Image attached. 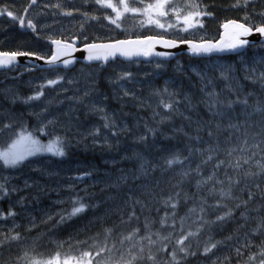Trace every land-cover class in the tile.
<instances>
[{
    "label": "rangeland",
    "instance_id": "obj_1",
    "mask_svg": "<svg viewBox=\"0 0 264 264\" xmlns=\"http://www.w3.org/2000/svg\"><path fill=\"white\" fill-rule=\"evenodd\" d=\"M223 1L196 0L200 10L211 15L198 18L204 25L202 28L197 26L183 32L179 31L184 27L182 23L165 31L156 24L147 23V17L133 13H126L120 21L122 27L116 28L103 18L104 14L111 13V9L101 8L95 0H37L27 12L24 10L31 0H0V9L6 8L25 18V24L20 30L18 19L13 20L6 14H0V52L46 56L50 54V49L43 41L44 38H77L81 44L151 35L178 41L216 40L219 24L223 20L220 17L222 12L241 13L248 17L247 20H242L248 25L264 23V16L260 15L264 12V0H249L247 7L242 4L235 8L234 2L229 8L223 6ZM113 2L118 3V0ZM154 2L155 0H144V3ZM189 2L190 0H170V5L180 6L181 15H185L191 10L184 7ZM57 4L60 5L59 8L54 7ZM63 11H72L73 14L63 15ZM84 12L99 19H86L82 14ZM154 19L165 24L166 28L169 22L176 23V15L171 10L167 16H154ZM28 20L36 26L35 31L27 27ZM140 21L144 23L141 24ZM224 67L232 69L231 83L240 98L247 97V108L242 104H235L231 109L219 106L209 109L206 103L209 97L206 92L212 91L214 87L217 93H221V89L225 88L226 82L220 79V72ZM27 68L28 66L13 67L10 71L0 74V80L4 79L0 82V151L16 138V134L25 131L31 133L41 144H47L57 136L61 137L65 155L58 157L46 152L39 153L29 156L16 167H6L3 161H0V185L4 186V191H0V241H3L0 246V264H34L37 261L47 264L49 260L57 259L59 264H64L65 259L68 264H81L78 260L81 255L67 254L71 247L66 248V244L72 242L73 247H79L86 241H95L97 234H87L88 237L82 235H86V232L98 224V231L103 236H99L96 241L99 240L107 246H112L115 241L113 232L117 231L119 226H132L122 233L121 239L134 229H140L136 239L125 240L124 244L130 246L137 240L143 241L140 237L147 234L143 230L146 217L153 227L160 225L159 221L166 213L174 211L164 206L159 192L172 184L175 186L176 181L184 179V172L192 171L190 158L193 152L197 155L204 152L208 154L207 149L218 148L215 156L222 155L218 161L224 160L223 166L227 165L229 160L234 162L238 156L251 157L248 164L241 162L242 168L239 170L248 179L249 186L257 187L255 181H259L260 176L264 174L250 177L245 175L247 171L260 172L257 162L263 164L264 160V113L254 111L257 105L264 107V87L259 81L252 83L245 79L247 75L252 74L253 69L257 77L264 72V44L249 47L243 55L197 61L185 60L179 56L168 62L153 60L148 63H127L116 60L104 68L78 65L70 71L27 73ZM123 73L131 75L121 80L119 77ZM201 74L205 76L204 80H201ZM58 78L59 83L48 86V80ZM208 79H211L213 84L202 91ZM165 87L176 95H154L157 90L163 93ZM125 90L129 92L128 96L124 95ZM40 91L44 94L39 100L24 102L29 96ZM108 97L113 103L107 102ZM185 97H188V100H185ZM161 98L165 101H180L176 106L179 110L165 111L159 106ZM252 98L254 99L251 100ZM220 99L226 104L228 100H236L237 95L225 90ZM97 108H103L104 111H96ZM217 112L223 115L213 114ZM104 116L111 119L114 127H104ZM162 117L169 119L161 123ZM250 122L252 124H249ZM230 123L237 124L239 131L229 128ZM5 124H10L11 127L5 129ZM247 124L253 125L252 128ZM217 125L220 127L217 128ZM149 129H154L155 133ZM209 131H212V136L208 135ZM113 132L117 134L113 135ZM141 136L145 139L140 140ZM172 139L186 141L181 144L182 149L179 147L185 154L181 159L182 164L169 168L166 161L177 155L178 150L174 149L172 152L167 145ZM244 140L248 141V150L241 153L239 147L243 145ZM188 141L201 145V149H191ZM233 147L238 150L229 157L227 150ZM91 150L98 153L97 162H93L92 158L75 162L73 153H86ZM76 166L80 168L75 169ZM209 172L208 169L206 175L198 181L210 176ZM82 174L88 176L78 179ZM262 180L264 182V177ZM127 182L129 184L123 191L116 190L119 183ZM209 184L210 181L197 188L195 183L193 193L201 196V190L206 189V196L212 195ZM260 199L261 196H257L250 203V210L255 213L253 217L256 221L259 216L264 215L262 207L259 206ZM137 200L141 203L137 204ZM74 201L87 205L85 211L58 223L61 215L68 216L71 213ZM10 211L14 215H7ZM133 212L139 220H129ZM121 219L126 222L121 223ZM241 219L251 220L249 217L245 220L242 215ZM44 226L51 227L34 234V238L23 239L17 243L5 239L11 235L40 230ZM107 228H112L113 231L105 239ZM5 242H11L10 246L4 245ZM163 243L175 246V243ZM158 244L159 246L151 251L152 254L169 256L168 253L172 249L167 248V251L161 252V245ZM241 244L233 242L231 248H234V252L230 253L236 254V248ZM144 246L147 245L142 243L140 248ZM149 250H144L141 254L144 259H137L133 264H155L147 259L148 254L145 255ZM119 251L120 249H117L113 254L127 255L124 260L130 259L126 250L122 253ZM106 256L112 255L107 253ZM89 259H92V264H112L106 259L104 262H96L92 255L85 257L83 264H87ZM213 261H216V264L229 262L219 255L199 260L198 264H213Z\"/></svg>",
    "mask_w": 264,
    "mask_h": 264
},
{
    "label": "snow or ice",
    "instance_id": "obj_2",
    "mask_svg": "<svg viewBox=\"0 0 264 264\" xmlns=\"http://www.w3.org/2000/svg\"><path fill=\"white\" fill-rule=\"evenodd\" d=\"M87 2V0H86ZM37 0H31L30 4L28 5V8H30L32 5L36 4ZM95 3L99 5L101 8L111 9V13L104 14L103 18L108 21L109 24L114 25L116 28H121L122 24L120 23L121 19L124 17L126 13H133L142 15L144 17H147V23L149 24H156L157 27L164 29L167 31L168 29L175 28L177 24H183L184 27L180 28L179 31L187 32L189 29L196 28L197 26L203 27V23L201 22L199 17H202L204 15H211V13L204 12L200 10V6L196 3V0H190L189 3H187L184 7L191 9L190 11H187V14L181 15V7L176 4L170 5V0H155L154 3H144V0H118V3H114L113 0H95ZM249 3V0H243V4L245 7H247ZM143 4V7H140L139 5ZM241 6V0H236V3L233 5V7H239ZM54 7L59 8L60 5H54ZM28 8H25V12L28 11ZM169 10H171L176 15V23L169 22L167 24V28L165 27V24L160 23L158 19H154L155 17H164L169 14ZM112 13L115 15L113 16ZM0 14H6L13 20H19L20 25L23 27L25 24V18L24 16H17L12 11L5 9H0ZM61 14L71 16L73 13L72 11H63ZM86 19L91 20H97L99 17L92 15L89 16L87 12L82 13ZM260 15L264 16V12L260 13ZM245 20L248 19L247 16L244 18ZM141 24L144 23V21H140ZM27 27L33 29L35 31L36 26L32 23L31 20L27 21ZM223 27L228 30L231 28V31H226L225 35L227 36V41H225L224 36L221 37L220 41L213 43L211 41H202L201 43H193L192 41H180L181 43H187L189 46L190 51L194 55H208L213 52H236L238 55H243V52L241 51L244 49L248 44L249 41L247 39H244V37H248L254 33L259 34L261 37H264V23H261L256 26L248 25L246 23H238L236 21H228L223 25ZM54 45H56V49L53 51L51 57H41L39 55L36 56V59H44L45 63H47L50 66H55L57 61L60 60L61 56L68 55L70 50L74 51L73 45L68 43H62L60 40H52L51 41ZM161 44L162 46L166 48H172L177 46V41L175 39H166L163 36L156 37V36H148L144 39H136V40H116L112 43H101V44H88L85 46V51H87L88 57L87 59L89 61L92 60H104L107 61L109 57H115L116 55L122 56L126 59H131L133 56H165L166 53L162 52H155L153 51V48L155 44ZM18 55H35L30 53H22V52H13L11 54L6 52H0V57H3V59H0V67H7L10 64H12L15 61V58ZM64 66L67 67L69 64L72 63L71 60L65 59L62 61ZM160 65L158 64L157 67ZM232 69L229 67H224L220 72V79L226 82L225 88L221 89V93H217L215 91V88L213 87L212 91H207L206 95L209 97V100L206 101L208 103L209 109L217 108L219 107H227L229 109L233 108V105L235 104H242L247 108L248 105V99L247 97L240 98V95L236 88L233 87L231 81ZM131 74L130 73H123L119 79L124 80L127 79ZM205 76L201 74V80H204ZM245 79L250 80L252 83L260 82L261 86L264 87V72H261L260 76L257 77L255 75V69L252 70V74L247 75ZM60 82V78L55 80H48L47 84L48 86L55 85ZM71 83V82H70ZM213 81L211 79H208L207 84L205 85V88L202 89V91H205V89L208 87V85H212ZM43 87V86H42ZM227 90L228 92H231L233 94L237 95L236 100H228L227 103L220 99V95ZM44 93L42 91L35 93L32 96H29L25 103L32 100H39L41 96ZM88 93H85L87 95ZM167 95L169 97H174L176 93L170 92L167 87L164 88L163 93H161L159 90H157L154 95L156 96H163ZM125 96L129 95V92L125 90L124 92ZM249 95H251L249 93ZM185 100H188V97H185ZM180 101L175 99H170L168 101H165L164 99H160L159 106H162L165 111H178L179 109L176 107ZM190 103V101H189ZM96 111L103 112V108H97ZM255 112H261L264 113V107L257 105L254 109ZM156 115H159V113H155ZM214 115H223L221 112L213 113ZM250 115V114H249ZM105 123V128H112L114 127V123L111 121V119L108 116L103 117ZM169 119L168 117H162L161 123L164 122V120ZM49 123H52V121H49ZM3 127L9 128L11 127L10 124H5ZM220 126L217 125V128ZM229 128L236 129L239 131V126L237 124H229ZM149 131L154 132V129H149ZM117 133L113 132V135H116ZM209 136H212V131H209ZM140 140H144L145 137L141 136L139 138ZM228 140H231V135L228 137ZM248 144L247 140L243 141V145L239 147V151L241 153L247 152L246 145ZM218 148H209L206 151L208 152V155L206 159L202 160L203 164H208L211 162L216 152L218 151ZM237 148L233 147L231 149L227 150V155L229 157H232L234 152H237ZM199 151V150H198ZM50 153L53 156L62 157L65 155L64 152V142L61 137L57 136L51 140L47 144H41V142L37 139H35L31 133H26L25 131H22L19 134H16V138L11 141L10 144L3 150L0 151V161H3L4 166L6 167H16L20 163H22L25 159H27L29 156H34L39 153ZM191 154V151H190ZM255 155V153H253ZM251 157L248 156H238L235 158L234 162L232 160H229L227 162V166L230 168H233L237 171H239L242 168L243 164H248ZM242 162V163H241ZM183 160L180 159L179 156H173L172 158L168 159L166 161V164L169 168H171L175 164H182ZM225 164L224 160H220L215 164V169H219L221 166ZM257 166L260 169V172L254 173L251 171L245 172L246 176H254V175H260L261 173H264V164L257 162ZM143 168V165H141ZM200 165H197L196 172L199 173ZM189 175L188 172H184L183 176L187 177ZM227 175V173H226ZM215 179V172L208 176L206 179H202L197 182V188H199L202 184H206L209 181H213ZM216 184L223 185L224 181L215 179ZM239 183V180L235 177H228V184L230 187L225 190V188L221 187L219 190V196L221 199L228 198L233 199L232 195V188L231 185H235ZM259 187V186H258ZM0 191H4V186L0 185ZM215 189L210 190V194L214 192ZM7 193L5 192V195ZM180 196V193L177 192L175 196H169L166 200L163 201V204L165 207H171V209L175 210L179 204L178 197ZM188 197L185 196V199ZM254 198V193L249 191L248 192V200H242L240 203L236 204V207H241V204L244 206H247L248 202L251 201ZM264 198V197H262ZM239 199V198H237ZM137 204H140L141 202L139 200L136 201ZM204 201H201V207L199 208V212L201 214L205 213V207L203 206ZM78 205V206H76ZM220 201H217L215 205H208L210 208H217L222 207ZM87 205L84 203H81L80 201H74V207L72 208L71 213H69L68 216L61 215L60 221L58 223H63L65 220L71 218L72 216H76L79 213H82L85 211ZM197 211L196 208H190V213H195ZM7 215L11 216L14 215L13 212H9ZM233 215L232 210H229L228 212L224 213L223 215H218L216 217L215 221H208L204 218L202 215L200 218L203 221L204 224H212L216 222H222L226 219L231 218ZM242 217L247 220L248 217L242 213ZM176 212L173 211L171 214L166 213L163 217L160 219V225L161 227L168 224L170 220L173 221L172 225H169V227H173L174 229V222H175ZM133 218L139 220V217L135 216V212H133L129 216V220H132ZM51 219V217H49ZM186 217L180 218V224H181V235L175 240V247L172 249L171 252L168 253V255L171 257L170 264H181V259H186L189 255L195 256L197 253L194 251H190V245H186V241L189 239V237L196 236L197 233L200 231V229H197V232H187L186 234H183V225L185 222ZM123 219H121V223H125ZM240 227H244V225H240ZM144 228L147 232L146 235L140 237L141 240H147L148 244L156 245L157 243H160L159 251H167L168 245L164 244L163 241H171L173 233L169 232L168 235L162 236L159 231L152 232L151 231V222L148 220V218H145V224ZM262 229H264V218L261 219V221L257 224V227L252 230V234L255 235L258 232H260ZM113 229L107 228L105 229L106 237L111 235ZM140 231L139 228L134 229L132 232H130L128 235L123 236L120 243L123 244L125 240L132 241L136 237L137 233ZM155 235L157 237L156 240L152 239V236ZM6 240L10 241H17L20 239L19 234L11 235L9 237L5 238ZM226 239L231 240L232 237L229 236ZM209 240H211V237H209ZM139 243V241H137ZM223 241H215L213 243H206L202 255L207 256L209 253L213 251L218 245L222 244ZM3 241H0V246H2ZM136 245L133 244V247ZM252 246V241L247 240L245 243L241 244L240 247L236 248V254L242 255L241 248H250ZM93 248H96V256L101 255L105 250L111 251V249H107L105 247H98L96 245L92 246ZM115 245H113V248ZM144 249L141 247L139 249V253H132L131 250H129L130 259L124 260V257L122 256L121 259L124 261V264H133L134 261L137 259H144L143 253ZM179 254H183L181 257ZM92 253L91 250H84L81 253V256L78 258V260L81 261V264H83V259L85 257H91ZM260 257H262L259 260V264H264V247L261 248V251L258 253ZM25 256H27V253H25ZM59 256V254H57ZM147 259L149 261L155 262V255L152 254L151 249L149 250V254L147 256ZM255 256H250L249 260H255ZM34 264H41V262L37 261L34 262ZM47 264H59L58 259L57 260H49ZM64 264H68V260H64ZM87 264H92V259H89ZM213 264H216V261H213Z\"/></svg>",
    "mask_w": 264,
    "mask_h": 264
},
{
    "label": "trees",
    "instance_id": "obj_3",
    "mask_svg": "<svg viewBox=\"0 0 264 264\" xmlns=\"http://www.w3.org/2000/svg\"><path fill=\"white\" fill-rule=\"evenodd\" d=\"M233 2L236 3V0H231L230 3L228 2V0H224L222 4L223 6L226 5V6H229V8H231L230 5L233 4ZM242 4H243V0H241V5ZM220 17L223 18V20L219 24L218 30L220 29V25L224 21H227L230 19H235L239 21L245 20L244 19L245 17L241 15V13H235V12H232V13L223 12ZM180 57L182 59H185V60L187 59L189 61H197L185 55H182ZM249 124H252V122H250ZM249 124H247V126H249ZM252 126L253 125H250L249 128H252ZM184 142L186 141H182V143ZM188 142L190 144L191 149H196V150L201 149V145H197L196 143H190L191 141H188ZM182 152L178 148L176 152L177 155L175 156L179 155L180 159H182L184 157L183 155L185 154V151L182 150ZM200 154L201 155H197L195 154V152H193L190 158V162L192 163V165L194 164L200 165L199 173L195 171L197 168V165H195V167H193L195 169H192V171L189 173L187 177H184V179L182 178V179H179V181H176L175 186H173L172 184V186L168 188H164L159 192L162 200H166L169 196H175L177 192L180 193V196L178 197L179 204L177 208L174 210L176 212L174 229L173 227H169V225L173 224V221L170 220L168 224H166L163 227H160V225H155L151 227V231L152 232L159 231L162 236H166L168 235L169 232H172L173 233L172 239L171 241H167V242L170 244H174L175 240L182 234L180 218L186 217L184 225H183V228H184L183 234H186L189 231L197 232V229H200V231L197 233L196 236L189 237V239L185 242L186 245H190V251H194L197 254L195 256L189 255L186 259H181V264H198L199 260L215 258L219 255H222L223 258L227 259L229 261L228 264H238V263L239 264H256L257 262L259 263V260L262 257H260L258 253L261 251V248L264 247V229H262L257 234L253 235L252 230L255 229L256 227L252 228L251 224L255 222L244 221L241 219L242 213H246V214L249 213L251 215L255 214L253 210H250L251 201L248 202L247 206H244L243 204H241V207L239 208L236 207V204L240 203L242 200H248V192L251 191L254 193V198L257 196H261V199L259 200L260 201L259 205L264 210V198H262L264 197V182H262L264 174L260 176L259 181H255L256 183H258L259 187H255L254 185L249 186L247 182L248 179L245 178L244 175L240 171L230 168L227 165L221 166L219 169H215L214 166L216 162L218 161V159L222 156L221 154L219 155V157L215 156L214 159L216 160L214 161L213 159L208 164L202 163V160L206 159L208 154L206 152L200 153ZM262 162L264 164V160ZM213 167H214V170H213ZM208 169L210 170L209 175H212L215 172V179L224 181V184L223 185L216 184L215 179H214L213 181H210V184L208 185L210 190L215 189V191L212 192V195L206 196L207 195V193H205L207 191L206 189L203 191L201 190V193H202L201 196H199L200 194L195 195L193 193V185L197 183L198 179H200L203 175L204 176L206 175V172ZM228 177L237 178L239 180V183L235 185H231L233 199H228V198L221 199V197L219 196L220 188L223 187L225 188V190H227V188L230 187V185L228 184ZM127 184L129 183L128 182L124 184L119 183L116 190L119 189L120 191H123ZM116 190L114 192H116ZM111 192L113 191L111 190ZM185 196H187L188 198L185 199ZM201 201H204V204H203V206L205 207L204 214H201L199 212V208L201 207ZM217 201H220L223 206L217 207V208L208 207V205H215ZM190 208H196L197 211L195 213H190L189 212ZM167 209L173 210L171 209V207H167ZM229 210H232V213H233L232 217L222 222L204 224L200 218L203 215L204 218L207 219L208 221H215L218 215H223ZM171 213L172 212H169L168 214H171ZM155 217L157 218L156 215ZM262 218H264V215L259 216V219L256 221L257 224L261 221ZM240 225H244V227H240ZM50 227L51 226H44L40 230L37 229L31 234L33 236L32 238H34V234H39L47 230ZM129 228L131 229L132 226L130 227L129 226L127 227L119 226L117 231L113 232L112 237L114 238L116 242L115 241L112 242V246H107L104 243H100L99 240L96 241L99 237V234H97L96 233L97 231H95L94 229H91L88 232H86V235H82V236L88 237L87 234L90 235V233L97 234V237H95L96 240L86 241L83 245L79 247H73L72 242H70L66 244V248L71 247V251H67V254L71 253L75 256H78V255L80 256L84 250L90 249L92 256L94 257V261L96 262H104V259H106V260H109V262L111 261L112 264H122V261H123L121 259L122 256L119 254H113V251L120 249L119 252L122 253L126 250L129 255V250H131L132 253L139 252V248L142 243L147 245L143 247L144 250L151 249V251H153L159 246L158 243L156 245L150 246L147 240L139 241V243H137L138 241L137 240L134 243H131L130 246L124 243L121 244L120 236L122 235L123 232H126V230ZM143 230L146 231L144 227H143ZM19 236L21 239L14 241V243L21 241L22 238H25L28 235L19 234ZM229 236L232 237L231 240L226 239ZM209 237H211V240H209ZM152 239L156 240L157 237L153 235ZM247 240L252 241V246L250 248H241L242 255L238 256L237 254L230 253V252H234V248H231L233 242L235 243L239 242L243 244ZM215 241H223V243L218 245L215 249H213V251L209 253L207 256L202 255L201 253L203 252V249L206 243H213ZM10 243L5 242L4 245L9 244L8 246H10ZM133 244H135L136 246L133 247ZM93 245H96L97 248L106 246V248L111 249V251L105 250L101 255L96 256V248H93L92 247ZM113 245H115L114 248H113ZM174 247L175 246H168V250H171ZM107 253H111L112 256L107 257L106 256ZM147 254H149V252L146 253L145 255ZM179 255L181 257L183 256V254H179ZM126 256H123V257H126ZM250 256H255L256 259L249 260ZM155 257H156L155 262H154L155 264H170L171 259L169 256H162V255L157 256L156 255Z\"/></svg>",
    "mask_w": 264,
    "mask_h": 264
},
{
    "label": "water",
    "instance_id": "obj_4",
    "mask_svg": "<svg viewBox=\"0 0 264 264\" xmlns=\"http://www.w3.org/2000/svg\"><path fill=\"white\" fill-rule=\"evenodd\" d=\"M228 21H236L238 23H243L241 21L234 20V19L227 20V21L222 23V25L220 27L219 38L217 40H204V41H211L213 43H216V42L220 41L222 36H224L225 41H227L228 38L225 35V33H226V31H231V28L226 30L223 27V25L225 23H227ZM19 29H22L21 25L19 26ZM136 39H144V38H132V39H127V40H136ZM166 39H169V38H166ZM244 39H247L249 41V44L244 49L241 50L242 52H245L246 49L250 46H253L256 44H264V37H261L257 33H254L248 37H244ZM51 41L52 40H48L47 42L51 46V55H52L53 51L56 49L57 46L54 45ZM60 41L62 43L72 44L73 49H75V50L74 51L70 50L68 55L61 56L60 60L57 61L55 66L48 65L47 63H45L44 59H36L37 55H18L12 64H10L7 67H0V72L4 71V70H10L13 66H23V65L30 66L32 71H35V70H52V69H61V70L69 71V70H72L73 68H75L78 63L88 64V65L99 64L100 66H106L109 62L115 60L116 58H118L122 61H125V62H134V61L150 62L152 60L171 61L174 58H176L177 56H180L183 54L189 56L190 58H194V59H206V58H211V57H223V56H230V55H238L236 52L225 51V52H213V53L208 54V55L202 54V55L197 56V55L192 54L187 43H181L180 41L176 40L177 46L172 47V48H166L159 43L155 44L153 51L166 53L165 56H154V55L148 56V57L133 56L131 59H126L122 56L116 55L114 58L109 57V59L107 61H104V60L89 61L87 59L89 53L87 51H85V46L88 44H92V43H87V44H84L82 46H78L79 42L76 38L73 39L71 42H66V41H62V40H60ZM183 41H192L193 43H201L202 42V41L198 42V41H194V40H190V39L189 40H183ZM112 42H115V41L94 42V43L101 44V43H112ZM51 55L48 57H51ZM0 59H3V57H0ZM65 59L72 61V63L69 64L67 67H65L63 62H62Z\"/></svg>",
    "mask_w": 264,
    "mask_h": 264
},
{
    "label": "bare ground",
    "instance_id": "obj_5",
    "mask_svg": "<svg viewBox=\"0 0 264 264\" xmlns=\"http://www.w3.org/2000/svg\"><path fill=\"white\" fill-rule=\"evenodd\" d=\"M223 1V0H222ZM231 1V0H230ZM230 1L228 0V2L230 3ZM224 2V1H223ZM228 3V4H229ZM27 8H28V6H27ZM29 9V8H28ZM249 9V8H248ZM223 13V12H222ZM220 14V13H219ZM68 37V36H67ZM66 38V37H65ZM91 42V41H90ZM257 45V44H256ZM254 46V45H253ZM1 78V77H0ZM101 83V82H100ZM249 87V86H248ZM252 88V87H251ZM107 89V88H106ZM109 99H108V101L107 102H111V103H113L112 101H111V99H110V97H108ZM254 98H252L251 100H253ZM256 99H257V97H256ZM163 128V127H162ZM155 133V132H154ZM263 138V137H262ZM261 138V139H262ZM161 139V138H160ZM169 140V139H168ZM182 141L183 140H181V139H172V140H170V141H168L167 142V145L171 148V150H172V152L174 151V149H178L180 146H181V144H182ZM185 143V142H184ZM181 148V147H180ZM183 148V147H182ZM181 148V149H182ZM182 152V151H181ZM192 152V151H191ZM180 153V152H179ZM183 153V152H182ZM96 155H98V153L95 151V150H91V151H87L86 153H84V152H82V151H79V152H75V153H73L72 154V156L75 158V162H76V160L77 161H82V159H85V161H87V160H92V159H94V160H92L93 162H97V157H96ZM220 155V154H219ZM179 156V155H178ZM194 156V155H193ZM180 157V156H179ZM92 158V159H91ZM198 158V157H197ZM186 160V159H185ZM216 159H214V161H215ZM217 163V162H216ZM137 164V163H136ZM140 164V163H139ZM195 165H197V164H194V165H192V169H195V168H193V167H195ZM136 166V165H135ZM78 166H76V168L75 169H79V168H77ZM137 167V166H136ZM135 167V168H136ZM186 167V166H185ZM189 168V167H188ZM213 170H214V167H213ZM221 170V169H220ZM224 171V170H223ZM232 172V171H231ZM230 172V173H231ZM229 173V174H230ZM149 174V173H148ZM232 174V173H231ZM88 175L87 174H82V176H80L79 175V178L78 179H84V178H86ZM240 176V175H239ZM225 178V177H224ZM252 178V177H251ZM241 180V179H240ZM67 182V181H66ZM256 185H257V187H258V183H256ZM260 206V205H259ZM262 213H264V210L262 209ZM247 217H249V218H251V220L250 221H253V222H255V223H252L251 224V227L252 228H255V227H257V222H256V220L254 219V217H253V215H251V214H249V213H247ZM105 225V224H104ZM98 227H99V224L98 225H96V226H94L92 229H94L95 231H97L96 233L97 234H99V236H103L99 231H98ZM37 230V229H36ZM35 230V231H36ZM34 231H30V232H28V233H20V234H25V235H28V236H26L25 238H22V240L23 239H27V238H32L33 236L31 235L32 233H33ZM91 234V233H90ZM100 238V237H99ZM239 239V238H238ZM72 245H73V243H72ZM156 248V247H155ZM233 261V260H232ZM7 262V261H6ZM11 264H13V263H11ZM239 264V263H238Z\"/></svg>",
    "mask_w": 264,
    "mask_h": 264
},
{
    "label": "flooded vegetation",
    "instance_id": "obj_6",
    "mask_svg": "<svg viewBox=\"0 0 264 264\" xmlns=\"http://www.w3.org/2000/svg\"><path fill=\"white\" fill-rule=\"evenodd\" d=\"M54 39H57V38H54ZM48 40H49V39H46V38L43 39L44 42H47ZM47 45H48V44H47ZM48 47H49V45H48ZM49 49H50V48H49ZM50 52H51V51H50Z\"/></svg>",
    "mask_w": 264,
    "mask_h": 264
}]
</instances>
